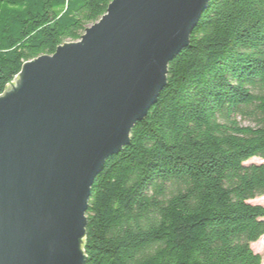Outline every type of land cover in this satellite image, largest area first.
<instances>
[{"label": "trees", "instance_id": "obj_1", "mask_svg": "<svg viewBox=\"0 0 264 264\" xmlns=\"http://www.w3.org/2000/svg\"><path fill=\"white\" fill-rule=\"evenodd\" d=\"M111 1L0 0V95ZM130 138L92 187L85 264H263L264 0L208 2Z\"/></svg>", "mask_w": 264, "mask_h": 264}, {"label": "water", "instance_id": "obj_2", "mask_svg": "<svg viewBox=\"0 0 264 264\" xmlns=\"http://www.w3.org/2000/svg\"><path fill=\"white\" fill-rule=\"evenodd\" d=\"M210 0H112L0 95V264H85L88 203ZM264 162V161H263Z\"/></svg>", "mask_w": 264, "mask_h": 264}, {"label": "rangeland", "instance_id": "obj_3", "mask_svg": "<svg viewBox=\"0 0 264 264\" xmlns=\"http://www.w3.org/2000/svg\"><path fill=\"white\" fill-rule=\"evenodd\" d=\"M238 121L242 126H256L257 121L255 119V116L253 115L252 111L247 110V112L243 115H238ZM264 160L259 158V157H254L252 159H250L247 163H261ZM253 203H260V204H264V196L256 198L254 200H252ZM252 249L254 252L256 253H260L262 256V262L264 264V239L261 238L260 240H258L257 242H254L251 244Z\"/></svg>", "mask_w": 264, "mask_h": 264}]
</instances>
